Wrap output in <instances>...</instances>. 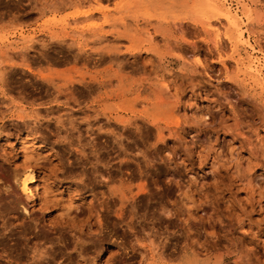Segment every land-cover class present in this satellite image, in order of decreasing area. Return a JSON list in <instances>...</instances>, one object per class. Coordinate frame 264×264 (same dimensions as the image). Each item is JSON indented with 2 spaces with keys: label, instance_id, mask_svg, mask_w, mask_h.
I'll return each mask as SVG.
<instances>
[{
  "label": "rangeland",
  "instance_id": "1",
  "mask_svg": "<svg viewBox=\"0 0 264 264\" xmlns=\"http://www.w3.org/2000/svg\"><path fill=\"white\" fill-rule=\"evenodd\" d=\"M98 1L0 0V264H264V0Z\"/></svg>",
  "mask_w": 264,
  "mask_h": 264
},
{
  "label": "bare ground",
  "instance_id": "2",
  "mask_svg": "<svg viewBox=\"0 0 264 264\" xmlns=\"http://www.w3.org/2000/svg\"><path fill=\"white\" fill-rule=\"evenodd\" d=\"M95 3L96 4H99L100 2L98 1V0H95ZM67 5V4H66ZM234 15V14H233ZM238 17V16H237ZM239 18V17H238ZM229 19V21H230V18H228ZM231 23H237V24H239L240 23V20L238 19V20H236V21H230V24ZM244 44H246L251 50H254L252 47H250L249 45H248V43L245 41L244 42ZM250 62V61H249ZM252 63V65H256L257 63L256 62H251ZM258 65V64H257ZM255 66V68L253 69V71H256L255 73H257L258 75H259V70H258V66ZM250 67H252V66H250ZM260 82V81H259ZM26 146V145H25ZM25 166V165H24ZM27 169V168H26ZM36 182V178H35V176H34V174H33V172L31 171V170H29V172H28V174L26 175V177L22 180V183H21V190L23 191V192H28V190H29V185H31V184H34ZM24 211H26L25 209H23Z\"/></svg>",
  "mask_w": 264,
  "mask_h": 264
}]
</instances>
